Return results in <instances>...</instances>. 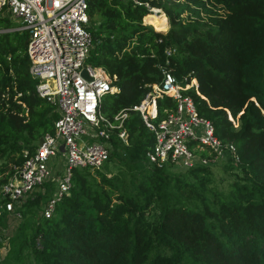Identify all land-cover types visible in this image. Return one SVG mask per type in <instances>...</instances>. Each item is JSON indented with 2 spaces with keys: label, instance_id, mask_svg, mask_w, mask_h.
Returning <instances> with one entry per match:
<instances>
[{
  "label": "trees",
  "instance_id": "obj_1",
  "mask_svg": "<svg viewBox=\"0 0 264 264\" xmlns=\"http://www.w3.org/2000/svg\"><path fill=\"white\" fill-rule=\"evenodd\" d=\"M86 1L87 61L117 85L101 96L100 113L112 119L126 109L124 140L114 128L107 159L123 173L107 176L106 162L93 169L98 178L73 168L49 216L39 205L48 193L32 191L14 210L29 215L12 238L19 244L12 264H264V0ZM152 7L166 15V30L150 24ZM8 23L0 16V27ZM21 34L0 32V184L57 116L35 89ZM162 68L182 84L194 79L183 92L220 141L234 145L238 159L227 161L224 176L208 165L147 160L152 132L129 107ZM173 106L168 95L157 97L155 120Z\"/></svg>",
  "mask_w": 264,
  "mask_h": 264
},
{
  "label": "built area",
  "instance_id": "obj_2",
  "mask_svg": "<svg viewBox=\"0 0 264 264\" xmlns=\"http://www.w3.org/2000/svg\"><path fill=\"white\" fill-rule=\"evenodd\" d=\"M0 16L18 22L0 27V32L26 31L28 71L36 78L37 93L52 102L57 112L52 131L43 134L31 149H22V159L11 166L0 184V212L17 213V204L50 177L48 159L59 154L62 165L42 210L49 216L55 201L68 193L72 169L101 166L112 148L109 135L114 128H120L116 134L124 140L121 120L126 109L118 110L112 119L100 113L101 96L116 91L117 85L111 83L114 75L87 61L92 40L86 0H0ZM170 51L166 49V54ZM194 85L192 77L182 84L162 68L161 79L150 83L143 98L129 107L152 132V143L145 152L149 162L209 166L238 159L234 145L220 141L212 123L198 114L191 96L183 92ZM162 94L174 106L155 120L156 98Z\"/></svg>",
  "mask_w": 264,
  "mask_h": 264
},
{
  "label": "rangeland",
  "instance_id": "obj_3",
  "mask_svg": "<svg viewBox=\"0 0 264 264\" xmlns=\"http://www.w3.org/2000/svg\"><path fill=\"white\" fill-rule=\"evenodd\" d=\"M151 12L158 13V14L162 13L160 10H157L156 8H152ZM164 17H165V23L166 24H165V28L163 30H166L168 27V22H167V18H166L165 14H164ZM142 21L144 23H148V21L143 19V17H142ZM152 22H154V21H151V23ZM17 23L18 22L16 20H10L9 19L8 25H14ZM154 28L158 29L155 26H154ZM23 32H24V34H21V38H22L23 42H25L28 35H27L26 31H23ZM234 124H237L236 120H233V125ZM105 162L104 163L106 165H108V168H109V170L106 171L107 176L110 174H113V173H117V174L119 173V176H121V173H123V171H118L117 168H114L116 166L119 169H121V166H120V164L117 163L116 159L106 160ZM225 162H226V160H221L218 162L217 165H209L211 170H212V173L214 174V176H217V178L221 175L224 176L226 173H228L227 169H229V168L227 167V164ZM61 165H62V158L59 156V154H56V155H54L48 159L50 177L46 181H48L49 184L45 185V188H44V185H43V187L40 185L41 187L39 186L37 188V189L40 188L42 190V192H43L42 194H45L46 192L48 193L47 195L46 194L44 195L42 201L40 202V204H39L40 208L44 206V202L49 195V190L52 189L51 185L54 186L56 184L55 182H56L58 171L60 170ZM224 169H226V170H224ZM88 170L91 174L95 175L96 178H98L97 174L93 171V168H88ZM177 170L180 171L183 169H177ZM223 182L224 181H219L218 185L223 184ZM47 186H48V188H47ZM28 208H31V207L29 206ZM34 211L37 212V214L35 216V217H37V215L40 214V211H39V209H36V208L34 209ZM4 215H5V220H3V223L0 224V233L2 236V240L0 242V264H12L13 262L16 261V256H17L16 250H17L18 245H19L18 241L16 239H12V238H13L14 234L19 230L21 221L24 218V216H28L29 213H25V215L21 214V216H19L17 213H11L10 210H8ZM34 219H36V218H34ZM25 250L26 249H24V248L22 249V251H25Z\"/></svg>",
  "mask_w": 264,
  "mask_h": 264
},
{
  "label": "bare ground",
  "instance_id": "obj_4",
  "mask_svg": "<svg viewBox=\"0 0 264 264\" xmlns=\"http://www.w3.org/2000/svg\"><path fill=\"white\" fill-rule=\"evenodd\" d=\"M162 12V11H161ZM154 16L155 17V19H154V22H150V24L154 27H156V28H158L159 30H163L164 28H165V17H164V13L162 12V13H154V12H149L148 14H147V17L148 18H150L151 16ZM146 17V18H147ZM145 18V17H144ZM149 23V22H148ZM159 26H162V27H159Z\"/></svg>",
  "mask_w": 264,
  "mask_h": 264
},
{
  "label": "water",
  "instance_id": "obj_5",
  "mask_svg": "<svg viewBox=\"0 0 264 264\" xmlns=\"http://www.w3.org/2000/svg\"><path fill=\"white\" fill-rule=\"evenodd\" d=\"M81 72H82L84 75H86V73H85V71H84V70H82ZM37 142H38V143H40V142H41V136L38 138Z\"/></svg>",
  "mask_w": 264,
  "mask_h": 264
}]
</instances>
